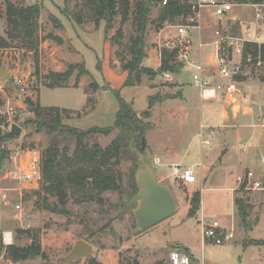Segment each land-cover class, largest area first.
Returning a JSON list of instances; mask_svg holds the SVG:
<instances>
[{"label": "rangeland", "instance_id": "374dc122", "mask_svg": "<svg viewBox=\"0 0 264 264\" xmlns=\"http://www.w3.org/2000/svg\"><path fill=\"white\" fill-rule=\"evenodd\" d=\"M233 1L235 6L229 16H234V21L226 16L211 17L209 11L203 10L201 31L192 30L190 59L191 54L196 58L199 40L211 43L215 39L216 24L223 36L264 41V5L255 7L249 1ZM9 3L23 7L32 4L39 6L37 42L33 48L24 47L18 40L7 38L6 6ZM76 4L73 1L65 3L64 0H0V37L9 42L7 47L0 48V70L9 72L6 80L0 81V118L3 121L0 130L3 133L9 131L12 124L22 129L19 135L1 141L4 157L0 159V187L12 201L20 196L22 215L14 208V203L6 205L0 202V229L12 232V244L15 246L28 245L31 238L27 233H36L46 256L15 261L6 252L7 245L0 243V264H85V258L69 262L66 260L67 254L79 239L91 244V258H95L100 264H153L161 259L168 264L173 261L183 263L186 255L184 249H188L198 264H264V191L238 190L235 181L236 175L245 171L243 166H239L245 163H240L239 160L243 154H251L250 150L245 144L241 146V140H236L230 133L231 122H224L222 127H210V130L218 132L212 133L208 129L213 143H201L200 113L203 116L210 109L209 102L199 98L198 89L193 85L192 67L184 66L177 77L170 72L153 73L154 70L157 71L160 57L155 59L151 49L157 48L156 53L159 54L160 45L174 37L175 29L172 26L181 23V18L173 24H163L160 29L150 24L147 26L144 45L147 57L151 59L146 61L144 58L142 65L153 71L143 74L139 85L124 86L127 73L122 69L117 53L121 52L133 31L131 23L126 22L121 26L122 36L118 43L111 42V37L120 27L119 19L116 18L117 21L107 33L104 31L103 21L98 25L92 21L76 25L70 16L77 9ZM258 4H264V1ZM160 7L158 3L153 4L149 14L151 20L156 18ZM200 52L201 60L206 65L208 57L214 52V45H206L200 48ZM243 53L242 56L230 53V58H234L241 66L234 79L236 83L243 81L246 90L261 91L264 86V56L257 57V62L254 63L250 55L244 60ZM126 58H129L128 55ZM175 60L178 62V58ZM77 62H84L88 74L76 80L77 71H74L65 87H47L46 76L64 72L68 65ZM179 83L190 91L185 90L189 100L186 106L189 116L184 113L182 91L176 87ZM116 93L130 102L139 115L148 109L149 96H157L149 108V115L142 117L143 122L149 124L144 134L143 159L152 166L156 179L171 191L177 210L170 217L142 232L137 229L131 209L115 217L130 199L128 180L135 177L138 159L136 146L140 147V140L133 139L128 143L118 165L124 191L104 192L102 196L106 202L102 205H77L69 199L64 207L66 212L61 213L60 207L55 206L56 199L40 189V181L35 184L21 178L32 157H40V152L48 141L45 132L35 131L33 123L23 124L25 120L34 118L26 100L38 102L42 106L69 109L71 117L64 122L86 130L114 123L118 108ZM162 101L168 104L164 107L169 109V113L164 110ZM260 101V104H256V99L248 102L253 107L251 112L255 116L257 114L256 124H264L263 92L260 94ZM190 102L196 104V108L189 105ZM242 105L248 106L245 102ZM261 130L264 134V126ZM118 132V129H114L107 135L95 133L89 142L96 141L105 147ZM30 150H36V153H31ZM262 151L253 154L257 164H263L264 143ZM26 156L28 163L24 162ZM178 158L183 166L194 167V183L185 185L173 180L168 164L176 162ZM258 159H261L259 163ZM255 170L260 173L264 183V166ZM198 192L199 209L194 216H189L191 200ZM43 196L47 198L46 201ZM236 196L249 205L247 225L241 223L237 214ZM55 207V211H52ZM200 210L205 223L217 220L222 232L232 230L233 237L221 244L206 240L203 246ZM108 221L110 224L103 231L96 230ZM89 228L95 230L92 238L87 234ZM171 249L175 250L169 253Z\"/></svg>", "mask_w": 264, "mask_h": 264}, {"label": "trees", "instance_id": "16d2710c", "mask_svg": "<svg viewBox=\"0 0 264 264\" xmlns=\"http://www.w3.org/2000/svg\"><path fill=\"white\" fill-rule=\"evenodd\" d=\"M65 3L75 2L77 9L70 13L71 19L76 25H81L85 21H92L98 25L100 21L104 22V31L112 28L119 19L120 27L111 37V42L118 43L122 36L121 26L130 22L132 33L128 37L127 43L118 52L121 67L127 73L124 86L139 85L141 77L151 68L143 66V60L146 57L144 37L147 26L153 25L160 29L163 24H173L179 17L184 18L191 12L190 6L182 3L180 0H168L167 4L161 6L156 18L150 19L149 14L153 4L159 3L160 0H64ZM247 3H263L264 0H240ZM7 38L12 41L18 40L22 46L33 48L37 42V18L39 17L40 8L37 4L29 6H13L7 4ZM9 42L0 37V48L7 47ZM243 59L250 55L253 62H257V57L264 56V42H247L244 45ZM128 55V59L126 58ZM175 51L162 49L160 52V64L157 67L158 72L176 73L178 62L175 60ZM181 66V65H180ZM74 71H77L76 80L82 75L88 74L84 62L68 65L64 72L51 73L46 76L47 87H65L67 81ZM157 96H149L148 109L140 116L132 108L130 102L125 101L116 93L118 108L115 115L114 123L107 127L94 126L83 130L70 126L64 120L71 117L69 109L42 106L38 102L33 103L26 100L30 112L34 118L27 119L23 124L33 123L36 132H45L48 141L40 152V170L41 180L40 189L48 196L56 199V207H60V212L64 213L65 204L69 199L74 204H98L106 202L103 193L106 191L123 192L122 174L118 169L122 153L128 143L133 139L141 140L148 130V122H143L142 117L149 115V108L156 101ZM3 124L0 118V127ZM114 129L119 132L111 142L102 147L96 141L89 142L91 136L95 133L103 135L109 134ZM3 132L0 130V136ZM71 145L73 146L71 148ZM4 157V150H1L0 142V159ZM137 167V165H136ZM128 189L131 190L128 197L131 198L138 190L135 177L128 180ZM121 195V194H120ZM44 197V196H43ZM40 197H38L39 199ZM45 201L46 197L43 198ZM200 206L199 192L194 194L188 215L194 216ZM48 209L46 206H44ZM56 207L54 208L55 211ZM235 207L238 216L243 225H247L249 205L245 204L242 198L235 197ZM112 220V219H111ZM110 221L96 229L103 231ZM30 234L31 242L26 246H15L13 244L5 247L6 252L12 260L34 259L37 256L46 258L42 251L39 237L36 233ZM87 234L90 238L95 234V230L89 228ZM206 241V240H205ZM189 253L188 249H184ZM85 264H100L95 258H91ZM153 264H168L165 260H158Z\"/></svg>", "mask_w": 264, "mask_h": 264}, {"label": "built area", "instance_id": "2783aa9c", "mask_svg": "<svg viewBox=\"0 0 264 264\" xmlns=\"http://www.w3.org/2000/svg\"><path fill=\"white\" fill-rule=\"evenodd\" d=\"M190 6L191 12L184 18H181V23L174 24L172 27L175 29L174 37L165 40L161 45V49L168 51H175V58H178V62L190 65L193 68L192 79L193 83L199 90V97L202 100H214L220 98L219 92L223 93V98L230 97L231 101L237 98V94L240 93L239 88L236 87L235 77L240 72V64H238L234 58H230L231 54H238L242 56L244 45L247 42H256L260 44L258 40H246L240 36H223L221 35V30L217 28L214 30L215 39L209 42H202L199 40L198 47L200 48L206 45H214V52L208 57L207 65L203 63L201 59L197 62H192L190 59V42L192 40L193 34L192 30L201 31L203 10L209 11V16L214 18H222L226 16L228 19L234 21V16H229L233 11L235 3L233 0H180ZM168 0H160L159 6H164L167 4ZM252 6L259 7L258 3H252ZM264 42V41H263ZM160 49V52H161ZM225 50V51H224ZM160 52L158 56L160 57ZM260 57V56H258ZM215 67L219 77L226 80H231L230 82L224 83H209L203 76L206 72V67ZM168 77V78H167ZM167 79H170L169 75H166ZM234 79V80H233ZM232 94H235L234 96ZM1 113V111H0ZM202 143L209 144V140H203ZM244 146V144H240ZM31 153H36V150H30ZM29 160V157H28ZM22 162V161H21ZM24 162H27V156L24 158ZM264 165V158L261 160ZM28 169L21 174V178L27 181H33L35 184L41 179L40 170V157L35 156L30 160ZM170 169V175L173 180L182 184L194 183L196 181L195 172L192 166L186 167L179 162H171L168 164ZM235 181L238 186V190H257L264 191V183H262L260 173L255 169H246L242 174H238L235 177ZM0 202L8 205L14 203V208L18 211L19 215H22L21 208V198L16 196L13 201L9 199V195L0 187ZM200 229L202 239L209 240L215 244H221L224 241H228L233 237L232 230L228 233L222 232V228L217 220L211 222H204L203 213L200 210ZM0 243L3 245H10L13 243L12 232L10 230L0 229ZM174 259V257H173ZM186 259L183 258V263L173 261L172 264H185Z\"/></svg>", "mask_w": 264, "mask_h": 264}, {"label": "crops", "instance_id": "0c3cea01", "mask_svg": "<svg viewBox=\"0 0 264 264\" xmlns=\"http://www.w3.org/2000/svg\"><path fill=\"white\" fill-rule=\"evenodd\" d=\"M162 32V30H161ZM160 32V33H161ZM157 48L151 49V52L155 54V59H159L158 55L156 53ZM146 52V61L149 59H151V57H147V51ZM150 54V53H149ZM193 54H191V60L193 61H198V59H202V53L200 52V50L198 49V51L195 53L196 58L194 59V56H192ZM146 65V63H145ZM159 65V64H158ZM156 65V66H158ZM207 65V64H206ZM180 70L178 72H176L174 74L175 77H177L178 74H181L183 71V67H191L188 64L185 63H181ZM192 73L193 68H192ZM205 77V79L213 84L216 83H228V80L226 79H222L219 77V74L217 73V70L215 67H211L208 66L206 67V72L203 75ZM193 80V79H192ZM181 83H179V85H176V87L178 88V90L182 91V98L184 100V104H183V109L184 113H187V103L189 102V100H187L186 97L187 96V92H185V90H187L188 92H190L188 89H185L183 87H181L180 85ZM194 87L195 84L193 83ZM244 82L243 81H237L236 83V87L239 88L240 93L237 94V98L236 100L234 99V103H231L232 101L227 97V98H223V93L219 92L220 94V98L214 99V100H205L209 102V111L205 112L204 115L202 116V113H200V124H199V135L202 137L201 139V143L203 140H209L210 144L213 143L212 138L210 133H208V131L210 130V127H222L224 125V122H231V124H229V126L231 127L230 129V133L233 135L234 138H236V140H241L239 141L242 142V144L247 145L248 149L250 150L249 153L251 154H243L242 157L240 158V163H245V164H239V166H243L244 170L246 169H258V168H262L264 165L263 164H257L255 160V156L253 157V154L255 155L256 153H262V148H263V143H264V134H263V130H261L262 126H264L263 123H255L256 116L253 114V112H251L253 109L252 106H250L248 104L251 103L250 99H256L258 101V103L256 104H260V94L261 92L264 93V86L261 88V91L257 90L258 92H255V89H252L251 91L246 90V88L243 87ZM197 88V87H196ZM198 89V88H197ZM198 95H199V90H198ZM243 96V97H242ZM245 96V99H244ZM200 98V97H199ZM175 99V98H173ZM167 100H171V99H167ZM202 100V99H201ZM163 102V107L165 105H168L167 103ZM245 102V104H247L248 106L243 107L242 103ZM171 103V102H169ZM175 104V102H174ZM191 106H193L194 108H196V104H192L190 102ZM259 107V105H257ZM242 107V108H241ZM190 108V107H189ZM254 109H256V106L254 107ZM164 110L169 113V109L164 107ZM244 110V111H243ZM248 110H250V112H248ZM205 116V117H204ZM204 120H208L211 122H207L205 123ZM247 121L249 123H247ZM252 122V123H250ZM209 129V130H208ZM203 132V133H202ZM209 132H217L216 130H210ZM218 133V132H217ZM220 133V132H219ZM204 144V143H202ZM206 145V144H205ZM217 156V154L215 155V157ZM262 157V155H261ZM263 159V158H262ZM261 160V159H260ZM260 160L258 159V163L260 162ZM176 162H180V158H178V160H176ZM215 162L218 163V160H215ZM193 167V166H192ZM194 169V167H193ZM202 245H205V241L202 239ZM175 249H171L169 251V253H171L172 251H174ZM168 253V254H169ZM185 259L187 260L185 264H190V262L192 263H196L198 264V261L195 260V258L192 257V255L190 253H185ZM172 264V263H171Z\"/></svg>", "mask_w": 264, "mask_h": 264}, {"label": "water", "instance_id": "95a60500", "mask_svg": "<svg viewBox=\"0 0 264 264\" xmlns=\"http://www.w3.org/2000/svg\"><path fill=\"white\" fill-rule=\"evenodd\" d=\"M180 70L177 65L176 71ZM9 72L0 70V81H5ZM139 115V114H138ZM140 116V115H139ZM22 129L12 124L9 131L0 136V142L10 139L21 133ZM145 139L142 138L138 150V159L136 162L137 169L135 181L138 187L137 192L126 201L125 207L119 210L115 217L127 213L130 209L136 221L137 229L142 232L146 231L159 222L173 215L177 210L176 200L171 191L156 179L154 170L150 163L143 159ZM241 196V194H239ZM92 257V246L84 239H79L66 256V260L72 261L78 258H85L88 262Z\"/></svg>", "mask_w": 264, "mask_h": 264}]
</instances>
